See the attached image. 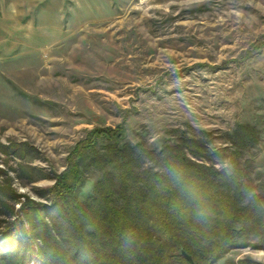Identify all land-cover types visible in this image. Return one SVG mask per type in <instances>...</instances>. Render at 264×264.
Returning <instances> with one entry per match:
<instances>
[{"label": "rangeland", "instance_id": "374dc122", "mask_svg": "<svg viewBox=\"0 0 264 264\" xmlns=\"http://www.w3.org/2000/svg\"><path fill=\"white\" fill-rule=\"evenodd\" d=\"M240 125L255 144L212 155ZM97 128L120 130L148 169L165 144L199 141L210 155L197 161L239 168L264 208V0H0V221L13 203L50 204L40 191ZM252 263L264 264L255 233L213 264Z\"/></svg>", "mask_w": 264, "mask_h": 264}, {"label": "trees", "instance_id": "16d2710c", "mask_svg": "<svg viewBox=\"0 0 264 264\" xmlns=\"http://www.w3.org/2000/svg\"><path fill=\"white\" fill-rule=\"evenodd\" d=\"M121 137L117 129L92 130L70 151L53 184L40 191L50 204L27 199L16 210L10 206L16 216L7 213L0 221V264L32 258L38 264H191L181 252L193 264H213L254 233L264 240V208L239 168L227 174L197 161L210 154L185 137L159 149V168H143L134 146L117 144ZM99 138L112 144L99 146ZM228 139L233 150L211 154L235 158L257 138L252 127L240 125ZM24 152L19 145V156ZM90 169L100 175L93 193L78 200ZM7 190V183L0 184V191Z\"/></svg>", "mask_w": 264, "mask_h": 264}, {"label": "water", "instance_id": "95a60500", "mask_svg": "<svg viewBox=\"0 0 264 264\" xmlns=\"http://www.w3.org/2000/svg\"><path fill=\"white\" fill-rule=\"evenodd\" d=\"M184 256H185V258L191 263V264H193L192 263V259H191V257L189 256V255H186L184 252H181Z\"/></svg>", "mask_w": 264, "mask_h": 264}]
</instances>
